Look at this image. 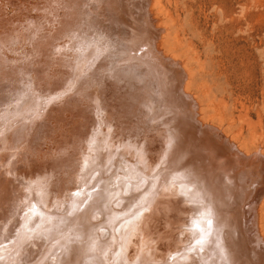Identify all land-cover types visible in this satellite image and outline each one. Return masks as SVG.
I'll return each instance as SVG.
<instances>
[{
  "label": "bare ground",
  "instance_id": "obj_1",
  "mask_svg": "<svg viewBox=\"0 0 264 264\" xmlns=\"http://www.w3.org/2000/svg\"><path fill=\"white\" fill-rule=\"evenodd\" d=\"M9 1L11 15L0 0V132L13 124L9 119L20 118L30 130L26 135L28 126L20 125L3 136L17 153L0 151V165L12 175L0 172L6 179L0 202L13 197L6 192L13 187L30 202L13 206L16 220L0 230V243H9L4 251L11 244L19 249L26 227H36L42 216L37 205L71 217L79 207L77 188L85 185L86 195L104 198L105 176L120 170L119 203L141 202L120 222L104 201L93 215L82 214L108 220L98 225L107 229L98 236L123 239L125 252L115 264H264V132L250 122L246 134L242 125L234 128L240 114L227 116L219 102L204 105L209 87H191V41L183 39L180 15L170 9L177 0H130L134 22L119 14L130 15L118 0H30V8ZM36 10L48 12L52 30L34 25ZM65 36L70 42L60 46L56 41ZM18 41L26 47L10 57ZM29 97L38 106L24 112ZM43 140L54 142V150L44 151ZM13 155L16 164L5 165ZM86 226L79 229L82 237ZM43 236L37 252L32 243L23 259L35 253L30 259L38 264H73L82 243L62 246L55 255L41 250L51 244ZM17 249L6 260L13 262ZM6 260L0 263L11 264Z\"/></svg>",
  "mask_w": 264,
  "mask_h": 264
},
{
  "label": "rangeland",
  "instance_id": "obj_2",
  "mask_svg": "<svg viewBox=\"0 0 264 264\" xmlns=\"http://www.w3.org/2000/svg\"><path fill=\"white\" fill-rule=\"evenodd\" d=\"M1 1L3 2V6L11 15L14 12V9L12 8L10 1ZM216 2L219 3L217 4ZM19 3H22L29 8L32 5L30 0H19ZM120 4H123V9H129L130 15L126 16L124 11H120L119 14L122 15L125 21L127 19L130 22H134V12L137 10L134 5H130V0H118L116 6L119 7ZM170 9L173 13L176 12L180 15V25L177 26L183 39L191 41L190 51L189 53H186V59L190 62L192 70L190 80L191 87L195 89L197 87L202 89L209 87L208 99L206 98L203 104L205 105L206 101H211L214 104H218L219 102V104H221V108L224 109L227 116L230 114L241 115V121H237L234 128H238L242 125L244 133L246 134L247 124L252 123L257 132L263 133L264 0H177L176 8L172 3V7H170ZM57 10L59 13L63 12L62 8ZM36 13L40 17L39 21H35L34 25H36L37 22H40V27L42 29L45 28L52 30L53 24L50 22V18L47 14L48 12L44 13L42 10H36ZM73 20L75 24L78 23L77 18H74ZM181 29H185V34H182L183 30ZM172 31L173 30H170L171 33ZM186 41H183L184 44H186ZM56 42L60 46L67 45L70 42V38L65 36L62 39H58ZM14 45H16L15 47H18L16 52L15 50L8 51L7 54L10 57L16 58L20 55L17 51L25 49L26 44L23 41H18L14 42L13 46ZM184 49L185 48L179 49L177 52L180 54V52L184 51ZM82 64L84 66V63ZM53 69H55V66H52V71H54ZM93 88V90L98 92L97 87ZM198 93L199 92L196 91V94ZM37 103V98H27V102L24 106V112H33L38 106ZM43 103L40 102V106L42 108L41 112L45 109L43 107L46 106H42ZM3 105H6V102ZM3 105L1 107H5ZM245 113L247 114L245 115ZM248 119L250 121H247ZM9 120L8 123L13 121V124H11L8 130L5 131L6 133L13 132V129L22 125V128L28 126L26 129L23 128V132L26 135L28 134L30 124H28L29 122L27 120L21 118L18 120ZM6 124L7 123H5V125ZM5 132H0V151L6 150L10 153H17L16 148H10V146L6 145L3 137ZM44 142L45 144L43 145ZM43 143L42 146L44 147V151L54 150V142L52 144L50 140H43ZM87 151L89 153L93 152L92 148H88ZM19 152L20 151H18V153ZM16 158V155L11 156L6 160L5 165H9L7 163L10 161L13 162L12 165L16 164ZM72 159L77 162V157L73 156ZM4 168L5 167L0 165V172L3 171L7 177L11 178L12 175L8 174V171ZM120 172V170H115L112 174H109L110 176H105V178L110 179V181L107 188L102 187V189H105L104 198L98 193H93L91 196L86 195L89 188L87 189L85 185L77 188L75 193L80 196L78 203L79 207H76V210L71 214V217L68 215L69 212L59 214L51 210H43V208L37 205V212H39L42 216L38 218L36 227L31 229L25 226V233L20 235L21 241L19 249H17L16 246L12 247L13 244H11L7 248L8 251L5 252L4 248L9 243H3L4 245L0 243L3 245L0 247V262L3 261V259L6 260L8 258L7 255L13 253V251L17 249V252L13 254V260H17V264H38L37 261H31L30 258H33L38 250L37 242L45 239L43 234H47L46 238H48V241H51V244L48 246L46 243V247L41 249L43 251L46 250L56 255L58 252L61 253L60 248L62 246L74 245L75 247L82 243V246L75 251L77 257H73L74 259L71 261L73 264H92L95 258L102 264H115L117 261V255L119 256L121 255V252H125V249L122 250L123 239L121 240V238L117 237L116 233L113 237H111L110 233H105L103 237L98 236L99 231L102 230L101 226L99 228L98 225L103 226L108 223L106 222L108 220L102 218L95 221L92 216H88L86 219L82 214L89 212V215H93L99 210L98 205L104 201L106 206H108V209L110 208V210L112 209L113 212L119 214V216H116L119 217L118 220H116V217L112 214H110L108 218L112 221L115 219V222H120L122 219L127 217L126 213L129 212L134 205L137 206L141 202V199H138V202L135 201L127 206H121L122 204H120V199L124 198L121 195L119 188L124 184V181H121L123 173ZM74 173L75 172H72V174ZM106 179H104V181H106ZM5 181V178L0 177V185ZM130 182H127V184ZM14 189L15 188L13 187V190H6L8 195L13 196L12 198L6 196L0 202L1 231L4 227H9L12 224L11 222L16 220V216L13 214V206L15 208H20L22 205H29L30 202L29 199L22 197L23 191L21 189L16 188V191ZM90 190H92V188ZM115 203L119 207L116 208L114 206ZM57 217L62 219V221H55L54 219ZM79 218L80 220H78ZM90 218L93 219L92 222ZM77 220L79 221V224L77 223ZM4 222L8 223L4 225ZM86 225H89L90 228L86 235L82 237V235L79 234V229H82L83 226ZM12 229H10V231L6 234L12 233ZM103 230L105 232L107 229L103 228ZM160 233L161 232L158 234ZM32 243L34 244L33 246H31ZM147 243L149 246L152 245L151 241H147L144 244ZM54 245L57 246L55 251L53 249ZM29 246L34 248L35 253H33L30 257L23 259L21 254L25 251L24 249L27 247L29 248ZM143 248H146V245H143ZM76 249L77 248H75V250ZM98 256L101 257V259ZM10 258L12 259V257ZM79 258L80 262L75 263V260ZM6 261H8V263L15 264L14 261H9V259ZM165 263H167V260L156 259L150 262V264ZM39 264H48V262L43 260ZM49 264H52V261ZM94 264L96 263L94 262Z\"/></svg>",
  "mask_w": 264,
  "mask_h": 264
}]
</instances>
